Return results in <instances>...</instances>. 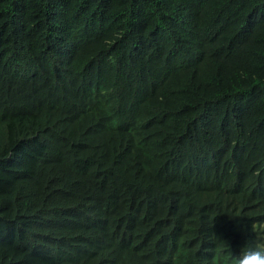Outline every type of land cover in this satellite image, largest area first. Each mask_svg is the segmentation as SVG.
I'll return each instance as SVG.
<instances>
[{
    "label": "trees",
    "instance_id": "trees-1",
    "mask_svg": "<svg viewBox=\"0 0 264 264\" xmlns=\"http://www.w3.org/2000/svg\"><path fill=\"white\" fill-rule=\"evenodd\" d=\"M264 238V0H0V264H231Z\"/></svg>",
    "mask_w": 264,
    "mask_h": 264
},
{
    "label": "clouds",
    "instance_id": "clouds-1",
    "mask_svg": "<svg viewBox=\"0 0 264 264\" xmlns=\"http://www.w3.org/2000/svg\"><path fill=\"white\" fill-rule=\"evenodd\" d=\"M231 264H264V238H255L247 243L239 254H235Z\"/></svg>",
    "mask_w": 264,
    "mask_h": 264
}]
</instances>
